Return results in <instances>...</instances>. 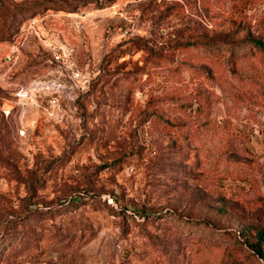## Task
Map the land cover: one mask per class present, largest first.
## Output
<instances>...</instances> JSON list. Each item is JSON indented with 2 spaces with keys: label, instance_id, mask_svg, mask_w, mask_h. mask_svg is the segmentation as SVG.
Returning a JSON list of instances; mask_svg holds the SVG:
<instances>
[{
  "label": "rangeland",
  "instance_id": "374dc122",
  "mask_svg": "<svg viewBox=\"0 0 264 264\" xmlns=\"http://www.w3.org/2000/svg\"><path fill=\"white\" fill-rule=\"evenodd\" d=\"M250 39L264 0H0V264H264Z\"/></svg>",
  "mask_w": 264,
  "mask_h": 264
},
{
  "label": "trees",
  "instance_id": "16d2710c",
  "mask_svg": "<svg viewBox=\"0 0 264 264\" xmlns=\"http://www.w3.org/2000/svg\"><path fill=\"white\" fill-rule=\"evenodd\" d=\"M250 41L258 47L260 51L264 53V42L260 39H250ZM264 231H261L258 233V241L257 243L251 244L252 248L255 250V252L263 257L264 260V253L262 252L261 245H260V239L263 238Z\"/></svg>",
  "mask_w": 264,
  "mask_h": 264
},
{
  "label": "built area",
  "instance_id": "2783aa9c",
  "mask_svg": "<svg viewBox=\"0 0 264 264\" xmlns=\"http://www.w3.org/2000/svg\"><path fill=\"white\" fill-rule=\"evenodd\" d=\"M73 76H74L76 79L82 81L83 83H85V82L87 81V79H85V78L83 77V75H82L79 71H73ZM26 94H27V93H23L24 96H26Z\"/></svg>",
  "mask_w": 264,
  "mask_h": 264
}]
</instances>
